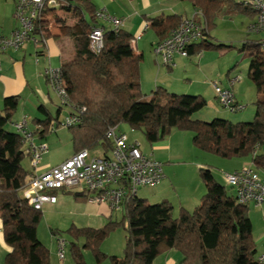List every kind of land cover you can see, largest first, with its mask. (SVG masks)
Returning <instances> with one entry per match:
<instances>
[{"label":"trees","instance_id":"16d2710c","mask_svg":"<svg viewBox=\"0 0 264 264\" xmlns=\"http://www.w3.org/2000/svg\"><path fill=\"white\" fill-rule=\"evenodd\" d=\"M57 1L59 5L52 8L71 12L77 28L72 34L74 55L60 66L68 85V113L80 118L77 124L68 127L73 153L100 147L108 155L112 142L106 131L126 123L132 130L141 131L149 143L163 140L176 128L190 131L193 146L201 151L226 159L249 156L257 165H264V153H257L264 144V50L258 41L241 44L242 49H249L253 55L249 64L256 91L253 119L232 123L214 118L207 122L191 117L206 105L202 94H177L157 86L154 98L146 99L141 89V56L134 54L132 48L135 37L122 25L115 30L98 23L91 0ZM188 1L196 19L205 23L203 36L187 49L188 56L201 52L207 45L223 46L208 43L222 5L228 11L245 12L251 18L255 15L250 7L233 0ZM182 17L178 13H160L147 17L146 22L150 29L167 36ZM94 26L103 27L99 51L91 49L88 38ZM18 103L19 95L8 96L0 109V222L4 242L10 248L4 264H53L49 250L36 233L41 209H35L20 194L30 170L22 164L26 153L20 134L14 128L13 131L6 128V124L12 123ZM63 107L59 104V108ZM45 116L34 119L41 125L42 136L50 133L48 125L52 120L58 121V117H50L47 112ZM198 176L206 192L191 210L179 207L173 216L170 201L148 203L134 196L124 202L121 222L109 217L100 228L71 226L68 231L76 239L84 238L82 246L91 248L97 264H103L106 258L109 264H152L158 254L171 248L181 253L180 264H259L247 204L239 202L235 192L217 182L209 167H199ZM60 191L72 193L75 199L86 201L89 197L86 192ZM118 223L125 229L122 255H107L99 248L100 238ZM72 256L75 264H85L81 247L74 246Z\"/></svg>","mask_w":264,"mask_h":264},{"label":"built area","instance_id":"2783aa9c","mask_svg":"<svg viewBox=\"0 0 264 264\" xmlns=\"http://www.w3.org/2000/svg\"><path fill=\"white\" fill-rule=\"evenodd\" d=\"M241 3L255 12L247 30L264 33V0H241ZM58 5L57 0H16L13 15L17 26L8 34H0V53L9 49H20L27 42H31L38 55L46 36L43 27L46 15L54 11L52 7ZM96 18L115 30L123 24L122 18L111 15L105 9L97 10ZM147 27L148 23L145 22L141 30L144 31ZM204 30L205 23L196 19L195 12L184 16L167 36L155 44L153 51L163 65L171 67L176 55L188 56L187 49L201 39ZM139 35L132 40V47ZM88 38L91 49L99 51L103 43V27H92ZM258 42L260 49L264 50V38ZM43 75L57 96L59 104L69 106L68 85L60 67L48 65L44 68ZM237 80L238 76L231 78L227 86L213 83L217 101L229 112L241 111L245 107L236 101L232 90ZM79 121L77 114L67 113L58 121L49 123L48 131L53 132L59 126L70 127ZM11 126L20 134L30 162L29 178L21 187V193L35 209H41L45 202L56 201L55 194L50 191L65 190L89 193L88 201L105 203L111 211H121L124 202L136 196L139 187L155 186L164 178L162 163L143 153L138 142L128 140L127 135L121 132L118 126L109 127L106 131L112 142L108 155H91L90 150L82 149L61 163L38 172V163L47 151V144L35 141L36 132L29 127L25 116L12 122ZM225 179L233 188L239 202L264 204V179L259 176L255 166H243L226 173ZM56 242L57 256L61 260L64 257V240L57 237ZM256 258L259 264H264V251L258 253Z\"/></svg>","mask_w":264,"mask_h":264},{"label":"rangeland","instance_id":"374dc122","mask_svg":"<svg viewBox=\"0 0 264 264\" xmlns=\"http://www.w3.org/2000/svg\"><path fill=\"white\" fill-rule=\"evenodd\" d=\"M96 10L105 9L111 15H115L121 8L125 6L123 0H91ZM176 1L175 10L178 14L190 13L192 11V6L188 0H172ZM236 3L241 2V0H233ZM13 0H0V14L4 13L8 15V5L12 3ZM14 11V10H12ZM14 13V12H13ZM12 13V14H13ZM71 12L65 10H54L46 15V21L44 22L45 35L54 34L60 29L65 28V23L68 21ZM11 16V15H10ZM87 16V15H86ZM117 17V15H115ZM120 18V17H119ZM252 18L245 12H240L238 10L228 11L225 6L222 5L220 11L215 17V26L210 30V35L208 37L209 44H222L221 47H211L207 45L202 48V51L185 57V68L181 67L179 70V76L184 78L185 83H189L188 79H193L199 81L200 78L207 81L211 86V94H203L206 99V105L191 114L192 118L200 119L203 121L210 122L214 118H225L232 123L239 121H250L253 119L255 106L254 101L256 99V91L254 83L249 75V64L253 55L249 49H242L243 41H258L264 38V33L249 32L247 26L251 22ZM13 21L16 22L15 17ZM101 24V21H98ZM105 24V23H104ZM142 29V26H141ZM141 32V31H140ZM137 33V35L140 34ZM55 35V34H54ZM142 40L135 39L139 46H144L147 50L152 52V42L149 38L152 35V31L146 30L143 33ZM59 39V36L57 37ZM61 41V40H60ZM154 56V54H153ZM183 57V56H181ZM154 58V57H153ZM71 59V58H70ZM68 59L67 61H69ZM200 61V70H198V62ZM164 67H166L164 65ZM201 67L205 70H201ZM238 76V80L232 86V90L238 102L244 105V109L236 112H229L223 108L219 102L214 97V89L211 82H216L222 86L228 85V79L231 77ZM188 78V79H187ZM201 87L197 83H192L191 93L174 92L177 94H196L194 92V86ZM176 88H179L178 84H174ZM215 94V93H214ZM216 111H221L220 115H214ZM18 111V109H16ZM15 112L17 113V111ZM56 108H52L51 112L55 116ZM63 116L67 112V107L64 106ZM26 111L27 120L29 127H34V119L40 118L44 119L46 116L44 113L37 111V115H32ZM15 114V113H14ZM14 117V115H13ZM20 120V119H19ZM122 128L129 129L126 123L119 124ZM6 128L13 131L11 123L6 124ZM120 130V129H119ZM129 131V130H128ZM134 133L139 137L141 144L144 149L149 150V152H155L152 143H149L141 131L133 130ZM169 155L162 160L163 162V172L167 174L166 181L173 177V184L168 183L169 189L166 187L167 195L171 197L172 202H176L177 194L182 195L187 191V183L189 182L191 176L195 173V166L193 164V151H198L200 153L201 160L209 159H219L223 160L227 167H231L235 164L236 157L230 159H223L215 156L211 153L198 150L193 146L191 137L192 133L190 131L178 130L172 128L170 133L164 138L170 139ZM46 143L48 145V153L44 155V158L49 160L52 164H56L61 161L65 156L71 153V141H70V130L68 127L59 126L55 131L48 133L46 138ZM166 153V150L163 151ZM91 155L102 154V149L96 147L90 151ZM23 161V160H22ZM211 162V161H210ZM24 166L30 167V162L26 158L23 163ZM213 164V163H209ZM212 169L211 167H209ZM167 170V173H166ZM220 170V169H218ZM170 182V181H169ZM228 185V184H227ZM154 187V186H151ZM139 187L137 189L136 196L144 198L148 203H156L158 199L154 196H150L153 188ZM228 190L230 186H226ZM21 194V192H20ZM166 194V193H164ZM56 202L50 203L45 202L41 207V218L37 224L36 233L38 239L47 247L49 254L53 255L55 259L60 261L62 264H75L72 256V248L74 246L81 247L82 254L85 260V264H97L93 251L91 248L83 247L84 238H74L73 235L68 231L71 226L81 227L89 226L93 228L102 227L108 220L105 215L99 210H106L107 213L111 214L112 220L121 222L123 219L121 211H111L107 208L105 204L98 205L85 200L75 199L72 193L57 191L55 192ZM167 200V199H166ZM172 215L175 216L177 212L176 203L172 204ZM192 209V207H190ZM190 209V210H191ZM94 214H96L94 216ZM108 215V214H106ZM57 237L64 240V257L59 260L57 256ZM125 243V229L121 223L115 225L107 235L102 236L99 241V248L102 252L107 255H122ZM103 264H109V260L106 258Z\"/></svg>","mask_w":264,"mask_h":264},{"label":"crops","instance_id":"0c3cea01","mask_svg":"<svg viewBox=\"0 0 264 264\" xmlns=\"http://www.w3.org/2000/svg\"><path fill=\"white\" fill-rule=\"evenodd\" d=\"M123 1L125 6L121 8L118 12H116L115 15H117V17L122 18V27L129 31L133 35V37H135V35L141 31L139 38H137L139 40H142L144 36L143 33L146 30L150 29L148 26L144 31L141 30V26H143V24L146 22L147 17H153L160 13H177L174 8V2L176 1L172 0ZM15 2L16 0H13L12 3H9L8 15H5L4 13L0 14V34H8L17 26V22L13 21L14 11H12L14 10ZM194 12V9H192L189 14L183 13L181 15L183 17L190 16ZM76 30L77 28L75 27L74 18L69 17L68 21L65 23V28L63 30L60 29L59 31L55 32V35L50 34L45 36L43 46L40 49L41 52H39L38 55L36 54V48L34 44L31 42H27L20 49H9L4 53H0V109L2 108L3 99L5 97L19 95V103L17 106L18 111L16 110L17 113L15 112L14 117H12V122L18 121L23 116L27 118L26 111H29L28 113H31L32 115H37V111L44 113V115L47 112L51 117L53 116L51 109L56 108L55 116L59 119L63 115L65 111L63 110V108H59V100L54 94V92L51 90L49 84L47 83L43 75V70L48 65L52 67H60L63 62H66L68 59L72 58L75 51V42L72 34ZM150 30L152 31V35H150L149 38L153 46L152 52L149 49L147 50L144 46H139L136 41L137 39L135 40L134 45L132 47L134 54L141 56L139 64L141 89L146 99L149 100L154 98L155 89L157 86H163L171 92L182 91V93H191L190 86L193 82L201 85V87H199L198 85L197 87L194 86L193 93L202 95L207 93L211 94V86L207 81L203 80L202 78H200L199 81L194 80V78L192 80L187 78L189 83H185L184 78L182 76H179V70L181 69V67H186L185 57L176 55L174 57V65L171 67L165 65L166 67H164V65L160 62L158 56L155 55L153 48L155 44L160 39L164 38L166 35H162L161 33L155 32L152 29ZM58 36L59 39L57 38ZM198 64V70H200V61L198 62ZM201 70L205 71L202 67ZM176 83L179 85V88H176L174 86V84ZM213 83L216 82H211L212 85ZM213 95L215 97L214 93ZM40 106L41 108H39ZM216 110L217 109L215 108L214 115H220V113H222L221 111ZM33 119L41 120L40 118ZM33 122L34 127H32L31 129L36 132L35 141L37 143H46L45 140L48 134H45L44 136L40 135L41 125L37 121ZM118 129H120L121 132L127 135L128 140L137 141L143 153L149 154L158 161H160L162 163L163 169L162 160L165 159L167 155H169L168 150L170 148L171 137L170 139H167V141H165L166 139H163L152 143V148L155 152H149V150L143 148L139 137H137V135L130 127L128 131L125 128L121 129V126L118 125ZM71 150V153L65 156L61 161L57 162L56 164H52L49 160L44 158V155L48 153L47 145V151L42 155L38 163V172L44 171L51 166L61 163L73 154V149L71 148ZM165 150L166 153H163V151ZM193 152V164L195 166V173L193 176H191L189 182L187 183L188 187L185 194H177L176 202H172L173 200L169 195H167V192L165 191L166 187L168 189L170 188L168 186V183L173 184V177H170V182H167V174L163 172L164 178L160 183H158L154 187H151L153 188V191L151 192L150 196H155L158 199L157 201H159L160 199H167L173 205L174 203H176L177 209L179 207H184L189 210L191 209L190 207H192L193 209L199 203L201 196L206 192V187L198 176V168L202 166L211 167V172L215 180L225 186H228L225 179V174L233 170L239 169L243 166H255L259 173V176L264 179V165H257L251 160V157L249 156L236 157V159H234L235 164L231 167H227L223 160L209 159V162H206L207 160H201V158L199 157L200 153H198L196 149ZM257 153H264V144L259 147ZM25 158L29 160L28 156H25ZM26 168L30 170V167ZM86 201L90 202L88 200ZM97 204L102 205L105 203ZM105 205L107 206V204ZM247 206L248 216L251 222V237L256 245V251L258 254L264 251V204L254 205L253 203H248ZM107 208L109 209L108 206ZM99 211L105 215L107 220L109 217H111V214L107 213L106 210ZM95 215L96 214H94V216ZM9 249V246L4 242L0 222V264H4V257L5 254L9 251ZM49 259L53 264L57 263V260L53 255L49 254ZM180 260L181 253L176 249L171 248L163 253L158 254L154 258L152 264H180ZM58 264L62 263L58 261Z\"/></svg>","mask_w":264,"mask_h":264}]
</instances>
